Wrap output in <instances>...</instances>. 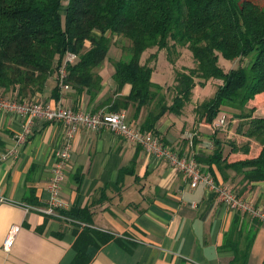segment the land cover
Here are the masks:
<instances>
[{
	"label": "trees",
	"instance_id": "trees-1",
	"mask_svg": "<svg viewBox=\"0 0 264 264\" xmlns=\"http://www.w3.org/2000/svg\"><path fill=\"white\" fill-rule=\"evenodd\" d=\"M116 45L122 46L123 55L112 59V78L118 93L127 85L130 92L110 101L107 112L130 107L138 115L146 111L141 129L157 134L166 116L185 114L197 85L220 81L215 94L194 107L196 123L212 126L225 114L237 127L231 128L232 136L229 129L215 131L211 147L195 159L216 181L220 174L242 198L264 183V0H0L3 95L32 99L53 78L57 95L59 71L74 55L63 83L80 93L87 90L93 98L102 88L99 71ZM153 49L156 52L143 62L144 54ZM184 49L192 53L194 66L177 70L167 89L154 83L158 52L165 50L173 63ZM221 56L250 60L226 72ZM68 216L90 223L91 213L74 211ZM238 232L232 230L227 247L235 248ZM75 234L72 264H89L88 246L114 239L88 228ZM247 236L246 251L236 254L231 264L248 263L255 229Z\"/></svg>",
	"mask_w": 264,
	"mask_h": 264
},
{
	"label": "crops",
	"instance_id": "crops-1",
	"mask_svg": "<svg viewBox=\"0 0 264 264\" xmlns=\"http://www.w3.org/2000/svg\"><path fill=\"white\" fill-rule=\"evenodd\" d=\"M105 66L99 71L102 88L93 98L87 90L60 86L55 95L56 78L34 98L52 107L109 111L110 101L129 94L130 86L118 93L114 67L105 78ZM126 111L130 124L141 129L147 112L138 115L133 107ZM209 127L197 124L193 112L169 114L158 123L156 135L181 155H201L212 144L214 131ZM21 130L20 118L0 111V264H72L75 233L83 228L114 238L103 246L98 241L88 246L89 264H231L236 254L246 251L251 228L255 236L247 264H264V224L234 212L204 185L192 189L189 179L167 161L106 129H78L60 195L66 208L45 215L42 209L48 204V185L66 129L61 123L37 120L18 156L1 159ZM233 132L229 129L230 136ZM122 169L128 172L122 175ZM216 179L230 184L220 174ZM243 199L264 211V183ZM74 211H89L90 223L69 217ZM13 226L20 230L6 251L4 243ZM234 228L241 232L234 234L231 249L226 244Z\"/></svg>",
	"mask_w": 264,
	"mask_h": 264
},
{
	"label": "built area",
	"instance_id": "built-area-1",
	"mask_svg": "<svg viewBox=\"0 0 264 264\" xmlns=\"http://www.w3.org/2000/svg\"><path fill=\"white\" fill-rule=\"evenodd\" d=\"M76 57H67L59 71L60 87L68 89L63 81L66 77V66L73 63ZM0 111L17 116L22 120V130L16 136L14 146L2 155L1 159L16 158L20 149L29 141L33 133V126L37 120L52 123H61L65 127L64 144L56 152V164L48 185V204L42 212L47 216H54L58 211L66 208V203L61 199V191L66 178V168L71 158V143L80 128L94 132L103 129L109 130L123 140L144 147L156 159L167 161L176 171L184 174L189 179L192 189L204 185L216 193L219 200L234 212L250 216L252 219L264 224V211L255 207L251 202L243 199L229 185L218 183L213 176L203 171L196 161V153L181 155L175 148L169 147L161 138L152 132H143L130 124L126 110L107 112L77 111L63 106L52 107L36 98L18 100L0 94ZM228 124V117L220 115L212 125L213 131L223 130ZM194 136L190 138L193 144ZM31 208V207H27ZM19 227H11L4 243V249L10 251Z\"/></svg>",
	"mask_w": 264,
	"mask_h": 264
},
{
	"label": "rangeland",
	"instance_id": "rangeland-1",
	"mask_svg": "<svg viewBox=\"0 0 264 264\" xmlns=\"http://www.w3.org/2000/svg\"><path fill=\"white\" fill-rule=\"evenodd\" d=\"M120 45L113 46L110 50L107 60L104 65L105 69L103 75L105 78L109 77L113 71L112 59H119L122 57L123 53ZM156 49L149 50L144 54L143 62H145L151 53H155ZM250 58L237 59V60H229L224 57H220V65L226 72L231 71L232 69L238 68L239 66H247ZM175 62V61H174ZM172 63L167 56L166 51L158 52V58L155 63V70L153 73L152 80L154 83L160 85L161 87L167 89L172 86L175 81L176 71L182 70L183 68H191L194 66L192 53L188 49L181 50V55L177 59L175 63ZM220 81L212 80L208 82L206 85H197L193 92L192 103L189 104L185 110L186 114H190L193 112L194 107L205 101L208 98H211L217 89ZM170 101L172 98H169ZM259 114H261L258 111ZM237 127V123H228L225 129H234ZM209 131H212V126L208 128ZM156 135V134H155Z\"/></svg>",
	"mask_w": 264,
	"mask_h": 264
}]
</instances>
